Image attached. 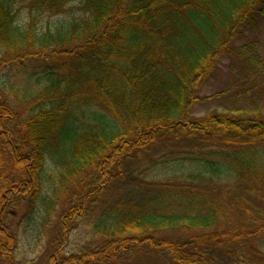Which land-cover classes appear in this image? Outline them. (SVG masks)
<instances>
[{"label": "trees", "instance_id": "16d2710c", "mask_svg": "<svg viewBox=\"0 0 264 264\" xmlns=\"http://www.w3.org/2000/svg\"><path fill=\"white\" fill-rule=\"evenodd\" d=\"M263 21L264 0H0V264L22 218L43 264H264ZM235 54L251 105L195 117Z\"/></svg>", "mask_w": 264, "mask_h": 264}, {"label": "rangeland", "instance_id": "374dc122", "mask_svg": "<svg viewBox=\"0 0 264 264\" xmlns=\"http://www.w3.org/2000/svg\"><path fill=\"white\" fill-rule=\"evenodd\" d=\"M74 5V4H72ZM68 13H61L55 16H44L43 22L54 24L58 20H64L68 18ZM260 52L264 58V21L259 27ZM246 41L244 39L237 41V45H243ZM241 57L236 55L231 57H223L215 74L209 78L199 89V95L203 98L202 102L193 110L195 117H200L211 111H221L224 108L247 106L251 105V99L248 96H241L239 86L236 87V83L250 81L248 78L239 79L238 73L244 75L241 68ZM228 88L231 91L226 95L224 90L228 92ZM221 93L220 95H218ZM212 96L213 98L205 100L206 97ZM261 106L264 108V98L261 100ZM48 169L50 172H54L56 166L54 163L48 161ZM22 215L20 213L15 214V222L19 220ZM14 222V223H15ZM19 231H21V255L23 258V264H43L42 253L44 247L48 244V235L42 231V229L28 230L26 235L23 234V228L25 226L24 219L20 220ZM69 235L68 250L76 249L77 246L81 247L88 238V226L83 223L79 228L72 230ZM142 264H166L167 259L164 255L157 258L143 257L140 259Z\"/></svg>", "mask_w": 264, "mask_h": 264}]
</instances>
